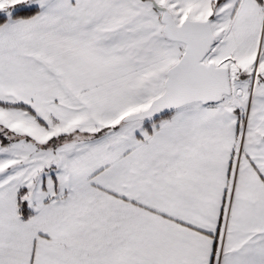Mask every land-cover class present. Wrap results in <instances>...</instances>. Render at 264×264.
Segmentation results:
<instances>
[{
	"label": "snow or ice",
	"instance_id": "snow-or-ice-1",
	"mask_svg": "<svg viewBox=\"0 0 264 264\" xmlns=\"http://www.w3.org/2000/svg\"><path fill=\"white\" fill-rule=\"evenodd\" d=\"M0 264H264V0H0Z\"/></svg>",
	"mask_w": 264,
	"mask_h": 264
}]
</instances>
